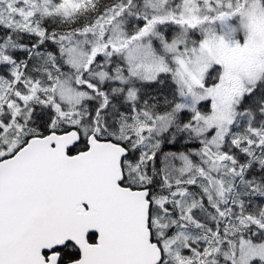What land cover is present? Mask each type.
I'll list each match as a JSON object with an SVG mask.
<instances>
[{
    "label": "snow or ice",
    "instance_id": "obj_1",
    "mask_svg": "<svg viewBox=\"0 0 264 264\" xmlns=\"http://www.w3.org/2000/svg\"><path fill=\"white\" fill-rule=\"evenodd\" d=\"M0 264H264V0H0Z\"/></svg>",
    "mask_w": 264,
    "mask_h": 264
}]
</instances>
